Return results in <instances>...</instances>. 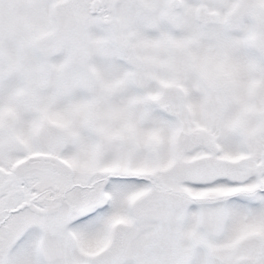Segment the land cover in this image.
I'll use <instances>...</instances> for the list:
<instances>
[{
	"label": "snow or ice",
	"instance_id": "obj_1",
	"mask_svg": "<svg viewBox=\"0 0 264 264\" xmlns=\"http://www.w3.org/2000/svg\"><path fill=\"white\" fill-rule=\"evenodd\" d=\"M0 264H264V0H0Z\"/></svg>",
	"mask_w": 264,
	"mask_h": 264
}]
</instances>
